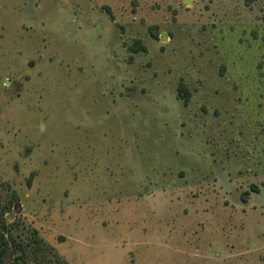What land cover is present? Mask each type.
I'll list each match as a JSON object with an SVG mask.
<instances>
[{
    "label": "rangeland",
    "instance_id": "obj_1",
    "mask_svg": "<svg viewBox=\"0 0 264 264\" xmlns=\"http://www.w3.org/2000/svg\"><path fill=\"white\" fill-rule=\"evenodd\" d=\"M0 232L5 264H264V0H0Z\"/></svg>",
    "mask_w": 264,
    "mask_h": 264
},
{
    "label": "trees",
    "instance_id": "obj_2",
    "mask_svg": "<svg viewBox=\"0 0 264 264\" xmlns=\"http://www.w3.org/2000/svg\"><path fill=\"white\" fill-rule=\"evenodd\" d=\"M107 13L111 16V11L109 8H105ZM147 47L143 45L141 40H135L131 46L128 47V51L132 55L139 53H146ZM178 97L184 102V105L187 106L190 103L189 92L183 84H179L177 89ZM5 228V226H3ZM9 252V242L5 235L0 232V264H5V257Z\"/></svg>",
    "mask_w": 264,
    "mask_h": 264
},
{
    "label": "water",
    "instance_id": "obj_3",
    "mask_svg": "<svg viewBox=\"0 0 264 264\" xmlns=\"http://www.w3.org/2000/svg\"><path fill=\"white\" fill-rule=\"evenodd\" d=\"M10 209V208H9Z\"/></svg>",
    "mask_w": 264,
    "mask_h": 264
}]
</instances>
